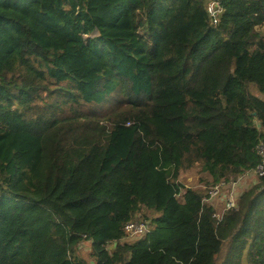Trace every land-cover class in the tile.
Listing matches in <instances>:
<instances>
[{"label":"trees","instance_id":"1","mask_svg":"<svg viewBox=\"0 0 264 264\" xmlns=\"http://www.w3.org/2000/svg\"><path fill=\"white\" fill-rule=\"evenodd\" d=\"M263 24L264 0H0V264H264V177L219 219L204 187L261 161Z\"/></svg>","mask_w":264,"mask_h":264},{"label":"rangeland","instance_id":"2","mask_svg":"<svg viewBox=\"0 0 264 264\" xmlns=\"http://www.w3.org/2000/svg\"><path fill=\"white\" fill-rule=\"evenodd\" d=\"M258 30H259L260 34L264 36V24L262 26H260L258 28ZM167 176L170 179L173 178V166L172 165H169L167 168ZM251 176L252 177H250V178H247L246 176H244L247 178V180H245V178L243 176L237 180L236 183H237L238 187H237V193L236 194L240 195L243 191H246L245 189L247 188V185H249L248 187H251L253 185V182L257 181V178L255 175H251ZM179 181H181L183 184H185L188 187L197 186V185H199V174L197 173V170H195V169L191 172L184 170L180 175ZM230 184L231 185H229L228 187H223V189L219 192V194L216 197L205 199L206 202H210L216 206V217L218 219L221 218L223 213L228 209L227 205H228L229 198L231 197V191H232L231 187H234L232 183H230ZM204 187H208L207 188L208 192H210L212 190V186L204 185ZM178 198L181 202L183 201L182 196H179ZM134 221L142 222L141 220H139L137 218H135ZM150 222L151 221H148V224ZM149 230L150 231L152 230L151 225L149 226ZM80 249H81V254L85 257H88V254L91 252V249H92L91 243L85 242V243L81 244ZM109 249L113 250V247L109 246ZM221 262H222V260L219 261L220 264H221Z\"/></svg>","mask_w":264,"mask_h":264},{"label":"built area","instance_id":"3","mask_svg":"<svg viewBox=\"0 0 264 264\" xmlns=\"http://www.w3.org/2000/svg\"><path fill=\"white\" fill-rule=\"evenodd\" d=\"M222 11V8L220 7V5L217 2H213L210 7H209V13L213 19L214 23L218 22V15L219 13ZM257 153L261 159L259 165L251 172H253L252 174L256 176L257 181L261 178L264 177V140H262L258 146H257ZM246 176V175H244ZM243 176V177H244ZM245 178V177H244ZM256 181V182H257ZM237 181L235 182H230L233 184L234 187L232 188L231 191V197L229 198L228 201V209L236 207V203H237ZM255 182V183H256ZM230 183H227L225 181H222L218 184H216L214 187H212V190L209 192V198H214L216 197L219 192L223 189V187H228L229 185H231ZM125 240H134L138 237L144 236L147 233L150 232L149 230V226L148 224L144 223V222H138V221H130L126 224L125 227Z\"/></svg>","mask_w":264,"mask_h":264},{"label":"crops","instance_id":"4","mask_svg":"<svg viewBox=\"0 0 264 264\" xmlns=\"http://www.w3.org/2000/svg\"><path fill=\"white\" fill-rule=\"evenodd\" d=\"M251 175H253L252 172H249V173L246 174V177H247V178H250V177H252ZM246 177H245V180H247ZM254 184H255V182H253V185H254ZM248 186H249V185H247V188H246L245 190H248V189L250 188V187H248ZM243 192H244V191H243ZM243 192H242V193H243ZM242 193H241V194H242ZM241 194H240V195H241ZM240 195L237 194L238 197H239ZM238 197H237V199H238Z\"/></svg>","mask_w":264,"mask_h":264}]
</instances>
